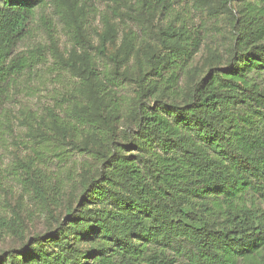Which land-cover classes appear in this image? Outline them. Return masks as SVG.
I'll return each instance as SVG.
<instances>
[{
    "label": "trees",
    "instance_id": "obj_1",
    "mask_svg": "<svg viewBox=\"0 0 264 264\" xmlns=\"http://www.w3.org/2000/svg\"><path fill=\"white\" fill-rule=\"evenodd\" d=\"M112 1L116 17L150 29L169 53L140 57L135 72L132 54L153 45L130 29L111 52L108 13L95 43L89 0L0 6V148L19 74L50 53L78 78L71 105L23 119L29 145L11 167L21 190L0 180V264H264V87L251 80L264 74V0H198L225 13L230 39L201 71L190 64L199 33L156 24L175 0ZM50 3L73 41L68 56ZM38 27L49 44L17 52Z\"/></svg>",
    "mask_w": 264,
    "mask_h": 264
},
{
    "label": "rangeland",
    "instance_id": "obj_2",
    "mask_svg": "<svg viewBox=\"0 0 264 264\" xmlns=\"http://www.w3.org/2000/svg\"><path fill=\"white\" fill-rule=\"evenodd\" d=\"M133 1V0H132ZM3 0H0V6ZM91 4H94V14L90 18L89 28L93 36V41L97 43L98 37L93 33L96 28L99 31L104 29L101 19L102 14L108 13L111 20L115 23L118 30L117 45H110L111 52H115L119 48L124 40L126 33L132 29L139 35V41H142L143 45H146L145 40L153 45L152 49H145L143 52L132 54L128 67L133 68L138 73L140 65L138 60L142 57L143 61L151 57L154 52V56H163L169 53V50L165 49L162 42L155 38L153 33L148 29L144 31L132 21L128 19H122L116 17L108 6L113 5L112 0H89ZM47 14L53 18L57 27L56 33L58 38V45L61 53L68 56V50L73 46V41L66 32L63 23L60 21L58 14L55 13L54 4L50 3ZM40 18L37 17L35 25L39 26ZM170 23L176 28L186 27L185 29L199 33L202 44L200 50L191 60L190 64L193 65V70L201 71L207 64L208 59L212 56V52H218L219 54L227 55V46L230 42L229 37V23L225 13L219 11L217 14H210L209 8L200 5L198 0H175L171 14L163 17L160 22H156L159 26L161 24L166 25ZM41 44H49L48 36L43 27H38L37 32L33 34L31 38H27L21 42L17 47V52L28 53V49H31ZM154 60H151V66ZM251 80L253 83H257L264 87V74L252 72ZM183 82V81H182ZM78 78L73 76L69 71L62 66L55 63V58L52 54H47V59L36 65L33 69H26L24 72L16 77V81L11 88L9 98L3 104L4 109L8 110L10 119V126L12 129L11 134L7 135L8 141L6 146L0 148V180L5 181L7 184L12 185L14 189L20 191L19 182L14 179V175L11 173V167L13 164L14 151L25 153V149H28V141L30 138L27 136V127L23 122V119L30 112L41 113L46 107H53L56 110L65 109L72 104L77 95ZM121 93H132L131 86H126ZM10 132V130H8ZM13 153V154H12ZM82 159L78 153L71 155V160ZM57 162L54 157L50 158L49 164L52 169L57 168ZM37 229H44L43 222H37L35 224ZM245 264V263H239Z\"/></svg>",
    "mask_w": 264,
    "mask_h": 264
}]
</instances>
